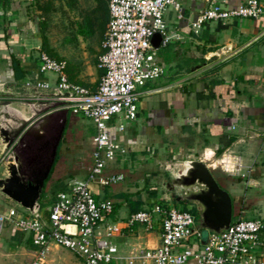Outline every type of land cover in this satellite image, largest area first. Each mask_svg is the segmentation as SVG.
Returning <instances> with one entry per match:
<instances>
[{
	"label": "crops",
	"instance_id": "obj_1",
	"mask_svg": "<svg viewBox=\"0 0 264 264\" xmlns=\"http://www.w3.org/2000/svg\"><path fill=\"white\" fill-rule=\"evenodd\" d=\"M34 1L0 0V94L32 91L37 83H48L41 91L57 90L56 75L41 73L38 68L42 38ZM179 1L181 17L172 7L164 13L172 33L170 41L152 44L163 74L138 88L135 119L125 121L116 116L109 122L108 132L123 152L107 163L104 174H122L123 179L107 185L91 184L96 199H110L114 206L102 221L100 233L109 223L124 226L131 213L150 209L163 199L171 200L161 186L167 179L165 174H172L170 164L187 159L205 162L218 184L230 193L233 217H248L264 225V0H259L263 7L259 17L209 21L198 33L188 26V18L205 8L209 0ZM215 1L225 8L243 2ZM13 58L23 71L19 78ZM101 74L96 65L66 62L68 80L90 89L96 88ZM53 99L61 103L45 113L51 114L47 136L57 131L63 115L65 120L40 198L45 203L40 204L41 212L48 211L56 192L69 181L87 176L94 148L92 122L62 108L61 98ZM121 123L123 129L119 128ZM0 164H5L1 154ZM160 232L157 214L150 228L143 224L123 228L121 234L110 238L117 248L111 264H128L131 251L157 246ZM261 237L256 254L264 257V227ZM22 250L32 253L30 241L5 227L0 233V264H21Z\"/></svg>",
	"mask_w": 264,
	"mask_h": 264
},
{
	"label": "built area",
	"instance_id": "obj_2",
	"mask_svg": "<svg viewBox=\"0 0 264 264\" xmlns=\"http://www.w3.org/2000/svg\"><path fill=\"white\" fill-rule=\"evenodd\" d=\"M109 19L101 43L96 67L102 71L95 89L70 82L66 75V61L40 51L38 68L41 73L52 72L57 89L63 94L62 108L88 118L95 129L92 163L84 179H73L55 194L46 213L14 205L0 209V233L5 227L18 231L30 240L32 256L25 264H48L51 246L71 251L84 264H111L117 251L110 238L121 234L123 228L143 224L150 228L155 215L160 217V243L152 248L131 251L128 264H264V257L256 254L262 244L264 225L242 217L232 220L229 228L219 234L208 231L201 238L197 215L170 203H157L150 209L131 213L124 226L109 223L103 233L98 231L102 221L113 211L110 199H96L91 184L116 183L122 174H104L107 163L113 161L122 148L108 132L109 122L116 116L129 121L137 117L138 88L163 74L156 61L152 37L161 34L166 45L172 33L164 20V13L172 7L182 16L179 0H107ZM263 13L259 0H243L234 8H225L209 0L205 8L188 18V26L198 33L209 21L230 18H257ZM48 88V83H37ZM123 129L124 124H119Z\"/></svg>",
	"mask_w": 264,
	"mask_h": 264
},
{
	"label": "water",
	"instance_id": "obj_3",
	"mask_svg": "<svg viewBox=\"0 0 264 264\" xmlns=\"http://www.w3.org/2000/svg\"><path fill=\"white\" fill-rule=\"evenodd\" d=\"M161 37L156 33L152 44L157 45ZM63 94L68 93L58 89L45 92L37 86L32 91L0 94V154L5 158L0 191L30 213L40 210L44 183L50 174L65 120L63 115L57 131L47 136L51 114L45 113L60 105L53 98ZM161 186L175 203L195 207L198 229L219 234L229 228L233 220L231 195L218 184L205 162L182 161V167L169 174Z\"/></svg>",
	"mask_w": 264,
	"mask_h": 264
},
{
	"label": "rangeland",
	"instance_id": "obj_4",
	"mask_svg": "<svg viewBox=\"0 0 264 264\" xmlns=\"http://www.w3.org/2000/svg\"><path fill=\"white\" fill-rule=\"evenodd\" d=\"M47 0H35L33 5L36 12V18L39 22L40 35L45 38V43H42L45 51L51 57L56 59H64L66 62L73 61L84 63L85 65L95 66L97 58L101 51V43L103 40L104 32L101 30V10L102 6L97 0H77V6L75 10H71L67 5L66 0H50L52 6L51 9L44 12L40 6L45 4ZM96 19V26L93 27V31L88 33L84 27V21L86 19L93 21ZM82 29V30H81ZM86 30V31H85ZM84 122L86 119H82ZM93 127V126H92ZM226 170H231V167H227L222 164ZM182 167V163L170 164L169 170L171 173L178 171ZM5 164H0V176L4 174ZM222 173V171H217ZM170 174V173H169ZM226 174V173H225ZM168 175L165 174V178ZM229 180H231L229 178ZM169 197V196H168ZM163 203L173 204L170 199H163ZM49 204L51 203L48 200ZM42 200H40V204ZM45 204V203H44ZM43 203L41 205H44ZM19 205L13 200L4 198V195L0 193V209H5L8 206ZM186 205V204H183ZM181 208V203L175 205ZM187 208H194V206L186 205ZM20 209V207H18ZM248 217H245V219ZM235 217H233V220ZM118 223V222H117ZM120 224V223H118ZM208 231L201 230V238L206 239ZM32 253L22 250V263L25 264L30 260ZM48 264H82V260L78 257L75 258L74 254L60 246L51 247V251L47 256ZM78 258V259H77Z\"/></svg>",
	"mask_w": 264,
	"mask_h": 264
},
{
	"label": "trees",
	"instance_id": "obj_5",
	"mask_svg": "<svg viewBox=\"0 0 264 264\" xmlns=\"http://www.w3.org/2000/svg\"><path fill=\"white\" fill-rule=\"evenodd\" d=\"M97 1L102 6L101 15H100L101 16V22L99 24V25H101L100 26L101 27L100 32H102V31L104 32V29L107 26V22H108V19H109L108 3H107V0H97ZM66 2H67V5L70 7L71 10H75L76 7H78L77 6V0H66ZM51 6H52V4H51L50 0H47L45 4H43V5L40 6V8H41L42 11L46 12V11H48V10L51 9ZM96 23L97 22H96V19L95 18H93V21L92 22L89 19L88 20L86 19V21H84V27L88 31V33H91L93 31V27H95L97 25ZM42 40H43V43H45V38L43 36H42ZM43 43H42V48L43 47L45 48V46L43 45ZM12 65L14 67L16 77L17 78L21 77L23 71H22V69H21V67L19 65V61L17 59L13 58ZM53 165H52V167H53ZM50 174H49L48 178L45 180L44 189H43V193H42V196L41 197L44 196L45 186H46L47 181L49 180ZM223 177H225L226 179H229V176H227L225 174H223ZM216 181H217V179H216ZM180 209H182V210H188V211L196 214L195 207L194 208H187L186 205H182ZM46 212L47 211H45L44 213H46ZM27 240H29V239H27Z\"/></svg>",
	"mask_w": 264,
	"mask_h": 264
}]
</instances>
